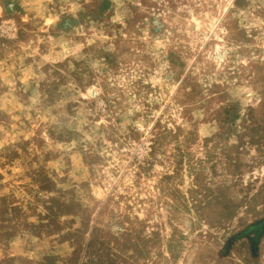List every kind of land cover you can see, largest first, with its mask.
<instances>
[{"label":"rangeland","instance_id":"rangeland-1","mask_svg":"<svg viewBox=\"0 0 264 264\" xmlns=\"http://www.w3.org/2000/svg\"><path fill=\"white\" fill-rule=\"evenodd\" d=\"M260 221L264 0H0V264H264Z\"/></svg>","mask_w":264,"mask_h":264},{"label":"flooded vegetation","instance_id":"flooded-vegetation-1","mask_svg":"<svg viewBox=\"0 0 264 264\" xmlns=\"http://www.w3.org/2000/svg\"><path fill=\"white\" fill-rule=\"evenodd\" d=\"M240 237H246L247 250L250 256H252V259H256L261 250L263 251L262 255H264V221L248 226L245 230L235 236L234 240H238ZM230 242L231 245L234 244L233 240Z\"/></svg>","mask_w":264,"mask_h":264}]
</instances>
